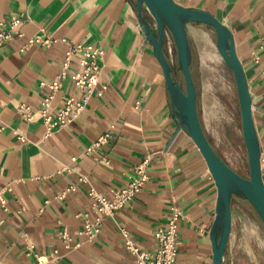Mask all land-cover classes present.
Returning a JSON list of instances; mask_svg holds the SVG:
<instances>
[{
	"label": "crops",
	"instance_id": "crops-1",
	"mask_svg": "<svg viewBox=\"0 0 264 264\" xmlns=\"http://www.w3.org/2000/svg\"><path fill=\"white\" fill-rule=\"evenodd\" d=\"M173 1L212 14L231 31L252 100L264 176V0ZM135 3L0 0V29L22 18L19 36L0 49V191L11 189L0 205V264H38L36 255L55 251L58 258L46 264H137L122 232L142 251L153 252L157 230L167 228L175 211L180 213L176 264H212L209 231L216 187L195 143L177 129L164 75L141 35ZM186 30L191 66L200 77L222 58L206 26L190 23ZM38 35L50 42L28 45ZM79 44L103 51L105 90L92 96L71 123L47 135L37 118L25 122L18 107L37 111L52 93L49 112L54 113L68 97L79 96L73 84L78 55L69 61L59 89L48 87L62 73L69 47ZM14 132L27 141L20 142ZM106 133V143L87 152ZM144 162L148 179L141 193L105 219L95 238L80 235L83 216L95 220L89 190L108 194L123 188ZM69 188L74 190L61 198ZM233 200L241 209L244 202ZM62 229L71 238L68 246L58 237ZM226 249L222 264H229Z\"/></svg>",
	"mask_w": 264,
	"mask_h": 264
},
{
	"label": "water",
	"instance_id": "water-1",
	"mask_svg": "<svg viewBox=\"0 0 264 264\" xmlns=\"http://www.w3.org/2000/svg\"><path fill=\"white\" fill-rule=\"evenodd\" d=\"M136 16L144 42L151 46L159 63L172 106V117L178 131L184 132L195 143L203 157L216 187L215 216L209 239L212 264H222L232 228V197L247 201L264 225V176L261 169V147L252 117V100L243 66L236 54L231 31L212 14L186 8L173 0H136ZM146 8L154 23L144 15ZM210 27L215 34V47L224 64L230 69L238 100L242 138L247 154L248 178H243L223 161L210 144L201 125L197 110V90L191 74L192 50L187 35V24ZM168 32L176 50L177 71L183 85L173 77L163 43Z\"/></svg>",
	"mask_w": 264,
	"mask_h": 264
},
{
	"label": "built area",
	"instance_id": "built-area-1",
	"mask_svg": "<svg viewBox=\"0 0 264 264\" xmlns=\"http://www.w3.org/2000/svg\"><path fill=\"white\" fill-rule=\"evenodd\" d=\"M22 22L21 17L13 18L7 25L2 26L0 29V49L3 48L14 36H19L17 31L18 25ZM50 38L45 35H38L28 42L32 44H48ZM78 55L77 63L79 69L73 74V84L75 90L79 94L78 97L70 96L64 102L62 109L50 113L49 106L53 101L52 93L48 95L41 103L37 111H33L29 106L21 105L18 107V112L25 122H33L36 118L45 126L47 135L53 131L62 129L73 121V119L83 110L85 104L92 96H101L105 90V86L100 82L101 65L100 61L103 57V51L90 44H79L70 46L67 56L63 65V71L54 81L48 84L49 89L54 92L59 89V82L64 77V70L68 68L69 61ZM101 85V89L97 87ZM17 139L25 143L26 138L14 132ZM108 134L100 136L97 140L93 141L88 147L87 152H93L94 149L106 143ZM146 162L137 166L134 171V176L129 179L126 186L123 188L111 189L108 194L99 193L90 189L88 196L91 200V210L95 215V220L90 221L88 215L83 216L82 228L79 231L80 235L86 236L88 240L95 238L102 226V223L107 218H113L117 211L130 204V202L139 194L144 188L147 181L146 175ZM74 190L69 188L60 197L62 198L68 191ZM10 188L0 191V205L5 203L4 193L10 192ZM180 213L175 211L172 219L166 229H158L156 232L157 249L153 252H145L138 248L132 240H130L125 232L124 246L135 257L137 264H176L178 259V240H177V227L176 220ZM58 237L67 246L71 241L65 229L58 233ZM76 244L73 248H78ZM38 264L52 263L58 258V253L55 251L47 257L35 256Z\"/></svg>",
	"mask_w": 264,
	"mask_h": 264
},
{
	"label": "rangeland",
	"instance_id": "rangeland-1",
	"mask_svg": "<svg viewBox=\"0 0 264 264\" xmlns=\"http://www.w3.org/2000/svg\"><path fill=\"white\" fill-rule=\"evenodd\" d=\"M143 13L151 23H154L146 8H143ZM206 28L214 44L215 34L210 27L206 26ZM163 50L173 70L176 71V50L168 32L165 34ZM212 52L215 53V49L212 48ZM217 60L215 64L207 68L206 72L203 71L200 77L196 73L195 65L191 67L197 90V110L200 122L219 157L241 177L248 178L247 154L242 138L233 76L224 62L221 59ZM178 79L180 81V76ZM231 212L232 228L229 237L231 241L226 249L229 264H264V225L258 215L245 202L239 209L234 200Z\"/></svg>",
	"mask_w": 264,
	"mask_h": 264
},
{
	"label": "trees",
	"instance_id": "trees-1",
	"mask_svg": "<svg viewBox=\"0 0 264 264\" xmlns=\"http://www.w3.org/2000/svg\"><path fill=\"white\" fill-rule=\"evenodd\" d=\"M191 67H192V66H191ZM190 69L192 70V68H190ZM191 73H192V72H191ZM178 76H180V78H181L180 81H179V79H178ZM173 77L176 78V79L180 82V84H181L182 86H184V85H183L182 76H181V74H180L179 71H177V70H176V71H173ZM233 198H236V197L233 196L232 199H233ZM239 199L242 200L243 202L247 203V204L250 206V204H249L247 201H245V200H243V199H241V198H239Z\"/></svg>",
	"mask_w": 264,
	"mask_h": 264
},
{
	"label": "bare ground",
	"instance_id": "bare-ground-1",
	"mask_svg": "<svg viewBox=\"0 0 264 264\" xmlns=\"http://www.w3.org/2000/svg\"><path fill=\"white\" fill-rule=\"evenodd\" d=\"M254 228H255V227H254ZM248 229H249V228H248ZM243 230H244V229H243ZM249 231H250V230H249ZM254 233H255V232H254ZM246 234H247V233H246ZM255 234H256V233H255ZM248 235H249V233H248ZM250 235H251V234H250ZM230 241H231V240H230ZM244 241H245V240H244ZM246 241H247V240H246ZM246 241H245V242H246ZM231 244H232V243H231ZM246 244H247V243H246ZM248 251H249V250H248ZM250 252H251V251H250Z\"/></svg>",
	"mask_w": 264,
	"mask_h": 264
}]
</instances>
